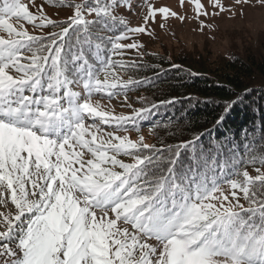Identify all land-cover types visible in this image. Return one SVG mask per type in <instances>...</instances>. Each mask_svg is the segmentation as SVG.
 <instances>
[{
	"label": "snow or ice",
	"instance_id": "obj_1",
	"mask_svg": "<svg viewBox=\"0 0 264 264\" xmlns=\"http://www.w3.org/2000/svg\"><path fill=\"white\" fill-rule=\"evenodd\" d=\"M187 4L191 17L153 0H0V264H264V143L245 132L243 153L225 152L193 133L158 147L140 122L174 101L130 102L160 78L162 66L144 62L157 26L190 18L193 31L215 32L206 18L253 6ZM142 70L153 76L131 74ZM240 99L224 102L214 128Z\"/></svg>",
	"mask_w": 264,
	"mask_h": 264
},
{
	"label": "trees",
	"instance_id": "obj_2",
	"mask_svg": "<svg viewBox=\"0 0 264 264\" xmlns=\"http://www.w3.org/2000/svg\"><path fill=\"white\" fill-rule=\"evenodd\" d=\"M121 12L129 20V12L123 9ZM61 13L66 15L65 11ZM147 52L149 55L144 58V62L161 65L160 78L154 77L152 84L130 92V102L134 107H140L139 96L154 103L161 100L174 102L154 109L148 119L140 122L146 142L159 147L157 137L166 144H176L180 140L191 139L193 133H205L199 142L205 148L216 140L224 143L225 152L237 148L243 153L247 143L245 132H248L255 133L258 144L264 143L261 140L264 136V41L258 43L255 49L243 52L230 48L224 55L210 52L208 55L194 56L184 51L173 54L165 48L162 51L148 49ZM172 64L181 65V69L172 68ZM186 69H191L197 75H187L183 71ZM131 74L137 78L153 76L151 71L143 70ZM123 75L126 79L127 74ZM238 96L242 99L226 114L225 120L214 128L215 120L223 112L224 102L236 100ZM118 101H112L115 102L112 105L115 111L129 114L131 110L118 106ZM156 125L160 127L155 129V135H150V126ZM164 125L176 130L177 135H167ZM131 135L136 136V133L132 132ZM186 157L187 154L182 153V159Z\"/></svg>",
	"mask_w": 264,
	"mask_h": 264
},
{
	"label": "rangeland",
	"instance_id": "obj_3",
	"mask_svg": "<svg viewBox=\"0 0 264 264\" xmlns=\"http://www.w3.org/2000/svg\"><path fill=\"white\" fill-rule=\"evenodd\" d=\"M136 0H133V3ZM226 5H230L232 0H224ZM134 3V5H135ZM157 7L167 6L174 11L184 12L187 10V15H193L192 8L185 2V7L181 8L179 0H153ZM202 3L207 5V0H202ZM253 6H244V16H237L235 19H228L227 13L222 14L215 19L206 18V22L216 25V31L212 32L207 29L203 33L193 31L197 28V22L190 19L184 23L170 18L168 21L169 30H162L158 26L154 33L155 38L143 37L144 43L148 49H159L162 51L165 48L167 51L177 54L184 51L187 54L208 55L222 54L224 55L228 49L234 48L238 51H246V49H255V46L264 41V6L257 3V0H252ZM212 9L209 7V11ZM49 13L56 16V13L48 9ZM139 11V9H135ZM66 15L59 13V18H65ZM129 21L132 26H136L140 22V17L133 13L128 14ZM159 17L157 20L159 21ZM31 30V29H30ZM172 33H175L173 36ZM216 38L211 39L212 36ZM104 103H107L104 101ZM118 106L120 101L116 103ZM115 105V102H112ZM118 110V109H117ZM132 138L136 136L131 135Z\"/></svg>",
	"mask_w": 264,
	"mask_h": 264
}]
</instances>
